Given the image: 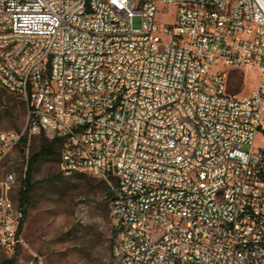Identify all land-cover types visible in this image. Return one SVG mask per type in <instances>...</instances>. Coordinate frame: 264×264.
<instances>
[{
	"label": "built area",
	"instance_id": "1",
	"mask_svg": "<svg viewBox=\"0 0 264 264\" xmlns=\"http://www.w3.org/2000/svg\"><path fill=\"white\" fill-rule=\"evenodd\" d=\"M225 68L257 73L250 96ZM0 86L27 105L0 165L60 139V174L111 190L114 264H264V0H0ZM16 181L0 253L22 242Z\"/></svg>",
	"mask_w": 264,
	"mask_h": 264
},
{
	"label": "rangeland",
	"instance_id": "2",
	"mask_svg": "<svg viewBox=\"0 0 264 264\" xmlns=\"http://www.w3.org/2000/svg\"><path fill=\"white\" fill-rule=\"evenodd\" d=\"M225 69L228 93L239 98L250 96L257 73L244 68ZM23 101L0 86V131H21L25 127ZM40 142V135L31 137L26 150L17 148L0 165V179L8 173L17 177L10 191L17 204L28 158L38 151ZM256 144H261L260 138ZM100 181L88 175L63 177L59 156L40 160L32 172L33 192L20 233L22 242L18 248L0 253V264L13 258L15 264H114L110 260L111 199L97 188Z\"/></svg>",
	"mask_w": 264,
	"mask_h": 264
},
{
	"label": "trees",
	"instance_id": "3",
	"mask_svg": "<svg viewBox=\"0 0 264 264\" xmlns=\"http://www.w3.org/2000/svg\"><path fill=\"white\" fill-rule=\"evenodd\" d=\"M23 105L24 107H26V112H27V105L25 101H23ZM40 137H41V142L39 145V149L36 153L32 154L28 158L25 178L22 180L21 188L19 189L18 194H17L18 205L20 209L23 211L24 217L27 214V208L30 204L31 195L33 192L32 172H33L34 166L42 159H48V158L59 156V152L61 148L60 139L58 138L49 139L43 134H41ZM25 144H26V139H23L22 149L24 148ZM99 183L100 185L97 188L101 191V193L108 195L109 198L112 199V193H111L109 186L103 181H100ZM110 203H111V200H110ZM23 222L19 229V235L23 228ZM18 246L16 248H18ZM110 250H111V245H110ZM110 260L113 263L112 255L110 257ZM1 264H15V259L13 258L11 260H4L2 261Z\"/></svg>",
	"mask_w": 264,
	"mask_h": 264
}]
</instances>
